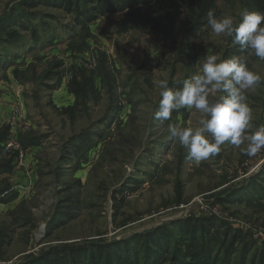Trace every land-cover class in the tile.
I'll return each mask as SVG.
<instances>
[{"label":"rangeland","instance_id":"rangeland-1","mask_svg":"<svg viewBox=\"0 0 264 264\" xmlns=\"http://www.w3.org/2000/svg\"><path fill=\"white\" fill-rule=\"evenodd\" d=\"M25 1L0 0V163L7 166L0 169V264H27L191 216L213 217L264 241V201L217 200L223 190L264 175V150L249 158L241 151L246 144L226 143L219 155L195 164L168 126L198 127L202 114L181 109L168 121L154 118L159 81L182 88L177 82L196 74L206 55L244 58L262 76L264 60L208 24L181 42L184 16L172 41L120 32L126 10L79 26L62 8ZM245 9L246 0H216L211 13L238 23ZM84 77L91 85H83ZM78 85L87 96L76 104ZM248 103L254 132L264 127V84L248 92Z\"/></svg>","mask_w":264,"mask_h":264},{"label":"trees","instance_id":"trees-1","mask_svg":"<svg viewBox=\"0 0 264 264\" xmlns=\"http://www.w3.org/2000/svg\"><path fill=\"white\" fill-rule=\"evenodd\" d=\"M31 1L33 0H26L25 5H34ZM41 1L64 9L79 26L98 14L126 10L127 16L119 25L120 32L136 29L141 33L160 35L164 40L172 41L176 24L184 16L181 42L190 41L208 24L207 17L216 5V0ZM91 2L92 5L88 6ZM246 2L247 10L264 11V0ZM86 84L91 85L90 78L84 77L83 85ZM87 91L90 92V89ZM74 93L76 104L87 96L80 85L75 88ZM0 169L6 170L7 166L1 164ZM256 181L264 182L261 172L248 178L246 182L223 190L217 200L229 205L242 201L248 206L262 203L264 184L257 185ZM52 221L47 224L49 231L54 225ZM173 224L143 233H132L119 240L95 241L68 250H54L27 264H264V241L257 243L248 234H242L241 230H235L220 220L191 216L177 221L174 224L177 225L176 230L171 229Z\"/></svg>","mask_w":264,"mask_h":264},{"label":"clouds","instance_id":"clouds-1","mask_svg":"<svg viewBox=\"0 0 264 264\" xmlns=\"http://www.w3.org/2000/svg\"><path fill=\"white\" fill-rule=\"evenodd\" d=\"M237 23L230 15L209 13L207 23L217 36L233 38L242 52L264 60V12L243 10ZM264 84V76L252 71L247 60L238 56L221 59L206 55L199 71L183 82L182 88L159 81V105L154 114L158 121H168L173 112L195 109L202 114L198 127L169 124L170 138L187 149V157L200 164L219 155L222 146L245 145L242 154L252 158L264 150V127L251 131L252 109L248 92Z\"/></svg>","mask_w":264,"mask_h":264},{"label":"built area","instance_id":"built-area-1","mask_svg":"<svg viewBox=\"0 0 264 264\" xmlns=\"http://www.w3.org/2000/svg\"><path fill=\"white\" fill-rule=\"evenodd\" d=\"M10 146L14 148V146H13V144H12V143L8 144V147H10Z\"/></svg>","mask_w":264,"mask_h":264}]
</instances>
